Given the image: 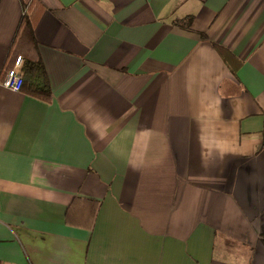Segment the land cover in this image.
Returning a JSON list of instances; mask_svg holds the SVG:
<instances>
[{"label": "crops", "instance_id": "0c3cea01", "mask_svg": "<svg viewBox=\"0 0 264 264\" xmlns=\"http://www.w3.org/2000/svg\"><path fill=\"white\" fill-rule=\"evenodd\" d=\"M26 51L50 96L0 84V264H264V0H0V79Z\"/></svg>", "mask_w": 264, "mask_h": 264}, {"label": "trees", "instance_id": "16d2710c", "mask_svg": "<svg viewBox=\"0 0 264 264\" xmlns=\"http://www.w3.org/2000/svg\"><path fill=\"white\" fill-rule=\"evenodd\" d=\"M192 21V16L188 15L185 17L182 25L189 28ZM180 22V21H179ZM15 45L26 46L28 49L36 50V41L32 33V25L26 16H22L17 34L15 36ZM14 44V43H13ZM27 49V50H28ZM222 51V48H220ZM20 56L21 63L19 66V71L22 75V82L20 85V91L38 97L40 99H48L50 96V85L47 77V73L40 56L35 52L31 55L28 51L21 52L16 58Z\"/></svg>", "mask_w": 264, "mask_h": 264}, {"label": "built area", "instance_id": "2783aa9c", "mask_svg": "<svg viewBox=\"0 0 264 264\" xmlns=\"http://www.w3.org/2000/svg\"><path fill=\"white\" fill-rule=\"evenodd\" d=\"M21 63L20 57H17L14 64L7 68L3 77L0 79V84L8 89L18 91L22 82V75L19 71Z\"/></svg>", "mask_w": 264, "mask_h": 264}]
</instances>
